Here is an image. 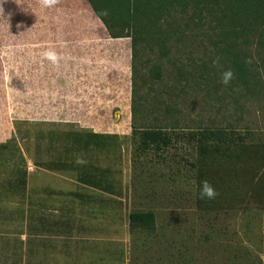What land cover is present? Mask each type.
<instances>
[{
    "label": "rangeland",
    "instance_id": "rangeland-1",
    "mask_svg": "<svg viewBox=\"0 0 264 264\" xmlns=\"http://www.w3.org/2000/svg\"><path fill=\"white\" fill-rule=\"evenodd\" d=\"M0 8V144L20 128L27 137L21 145L29 149L25 201L37 215L60 209L64 222L73 220L77 231L75 244L64 243L69 238L63 244L53 241L46 255L21 258L18 239L25 227L20 211L14 212L18 198L11 199L10 189L1 187L12 177L13 165L0 158V264H39L42 258L46 264H171L166 244L157 255L144 240L133 242L129 215L135 210L155 211L164 238L182 244L181 251L195 244L186 253L197 261L192 264H222L227 245L245 246L264 264L262 213H209L202 218L194 200L195 175L186 162L192 160L191 144L182 139L163 154H141L131 128L136 106L141 125L146 119L150 125L157 124L154 119H169V127L177 129L174 134L247 128L264 134L261 45L254 44L250 52L262 85L249 94L236 76L227 86L221 83V72L234 70L222 27L208 13L197 24L188 18L191 13L171 19L172 26L165 25L160 34L165 40L138 43L133 60L132 39L111 38L87 0H59L53 8H42L38 0H0ZM49 50L57 53V64L44 58ZM216 57L219 68L212 65ZM157 67L161 77L154 74ZM72 129L117 135L119 147L111 143L106 152L72 155L64 133L58 134ZM52 133L58 135L49 137ZM39 158L44 163L61 158L68 163L66 171L38 168L34 159ZM77 158L92 170L110 169L121 181L123 195L77 182ZM70 227L66 224L64 231Z\"/></svg>",
    "mask_w": 264,
    "mask_h": 264
},
{
    "label": "trees",
    "instance_id": "trees-1",
    "mask_svg": "<svg viewBox=\"0 0 264 264\" xmlns=\"http://www.w3.org/2000/svg\"><path fill=\"white\" fill-rule=\"evenodd\" d=\"M93 7L95 14L104 22L109 35L113 39L131 38L133 42V60L137 56L138 43H152L163 40L160 36L165 25L172 26L171 19L175 17H188L197 24L203 21V16L208 13L215 16L222 27L223 42L230 56V64L236 78L243 84L244 89L252 94L261 83V77L253 63L246 64L245 60L251 59V48L254 44L264 48V0H87ZM104 9L110 20L100 12ZM114 26L121 27V32L113 31ZM165 40V39H164ZM154 74L161 77V69L156 68ZM138 107H132V137L137 143L139 153L157 152L163 154L175 148V144L185 139L192 146V160L186 161L195 175V205L196 211L202 218L209 213H230L234 211L250 214L262 213L264 216V134L247 128L242 132L227 129H201L188 134L173 133L177 129L170 128L169 119H154L155 125H150L151 119H138ZM177 122V121H176ZM160 123V124H158ZM30 125V122H25ZM13 137L0 144V158L13 165L12 177L6 181L10 189L11 199L17 197L18 207L14 212H19L24 223L25 231L20 233L21 258L30 255L41 257L46 255L48 245L62 243L65 238L75 244L77 231L73 220L64 222L60 209L37 211L25 201L27 196L28 169L26 154L21 142L27 137L22 135L16 127ZM64 133V142L70 146V153L80 152H106L111 149V143L119 147L117 135L98 134L87 130L59 131ZM52 133L49 137L58 135ZM45 135V134H44ZM43 136L40 139H52ZM58 140V139H57ZM41 145H39L38 152ZM67 162L61 158L51 163H44L34 159V165L52 172L66 171ZM75 179L80 184L96 189L103 193L121 197L123 187L121 181L112 177L110 169L103 170L87 165H77L74 162ZM106 172V173H103ZM208 180L218 191L215 200H204L199 197L200 182ZM71 195V193H70ZM78 197V193H72ZM61 214V215H60ZM54 218V221H52ZM66 224L71 225L68 231ZM54 225V226H53ZM130 235L133 242L144 240L147 247L159 255L165 252L171 255V264H192L195 259L188 258L186 253L195 250V244L186 245L181 251L182 244L174 240L165 239L163 227L159 225L158 215L155 211L135 210L129 215ZM26 236V239L22 237ZM195 243V241L193 242ZM201 244L202 240L196 241ZM207 243V242H205ZM188 244V243H187ZM24 248L27 253L24 252ZM208 250V249H207ZM226 254L222 264H263L262 259L245 246L233 247L227 245L223 248ZM209 252V251H207ZM26 253V254H25ZM191 257V256H190ZM209 261V259H208ZM30 262V261H28ZM46 264L44 259L37 261ZM27 264V262H26ZM29 264V263H28Z\"/></svg>",
    "mask_w": 264,
    "mask_h": 264
},
{
    "label": "clouds",
    "instance_id": "clouds-1",
    "mask_svg": "<svg viewBox=\"0 0 264 264\" xmlns=\"http://www.w3.org/2000/svg\"><path fill=\"white\" fill-rule=\"evenodd\" d=\"M39 5L42 8H53L58 3L59 0H38ZM0 11H3L2 8H0ZM104 15H107V12L103 13ZM18 28L23 27V25H17ZM44 58H46L48 61H50L52 64H57L59 61V57L55 51L49 50L43 53ZM246 64H251V59L245 60ZM213 67H220V57H216L212 61ZM235 73L231 70H224L221 72L220 79L221 83L225 86L229 85L230 82L234 79ZM87 162L83 160L82 158H77L76 164L77 165H84ZM219 195L218 191L215 189V187L208 181L203 180L200 182V188H199V197L200 199L204 200H215L217 196Z\"/></svg>",
    "mask_w": 264,
    "mask_h": 264
}]
</instances>
